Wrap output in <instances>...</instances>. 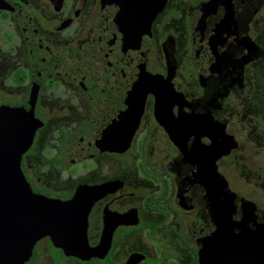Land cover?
Returning <instances> with one entry per match:
<instances>
[{
	"label": "flooded vegetation",
	"instance_id": "af4514ba",
	"mask_svg": "<svg viewBox=\"0 0 264 264\" xmlns=\"http://www.w3.org/2000/svg\"><path fill=\"white\" fill-rule=\"evenodd\" d=\"M33 98L25 179L96 189L87 238L109 247L83 261L48 235L26 264H201L227 191L264 228L237 182L264 178V0H0V107Z\"/></svg>",
	"mask_w": 264,
	"mask_h": 264
},
{
	"label": "water",
	"instance_id": "95a60500",
	"mask_svg": "<svg viewBox=\"0 0 264 264\" xmlns=\"http://www.w3.org/2000/svg\"><path fill=\"white\" fill-rule=\"evenodd\" d=\"M34 106L35 98L20 108L0 107V264H26L35 245L48 235L68 256L83 261L103 258L109 242L92 248L87 238L96 189L78 192L68 201L51 200L34 193L22 173L23 157L37 129ZM216 175L217 184L211 178L210 185L228 189L227 181ZM234 197L226 192L223 209L212 203L216 228L200 250L201 264H264V228L253 235L245 231L247 220L239 225L233 221ZM252 206L247 219H254ZM236 229L242 232L235 234ZM136 263L134 258L128 262Z\"/></svg>",
	"mask_w": 264,
	"mask_h": 264
},
{
	"label": "rangeland",
	"instance_id": "374dc122",
	"mask_svg": "<svg viewBox=\"0 0 264 264\" xmlns=\"http://www.w3.org/2000/svg\"><path fill=\"white\" fill-rule=\"evenodd\" d=\"M260 163L263 165L264 163L261 161H258L257 163L254 162V164H250L251 167L254 169V166L257 164L260 165ZM259 181H262V184L264 183V178L255 179L254 178H241L238 177V184L239 186L243 187V196L247 198H254V200L259 199L264 204V193L256 189V186H259Z\"/></svg>",
	"mask_w": 264,
	"mask_h": 264
}]
</instances>
